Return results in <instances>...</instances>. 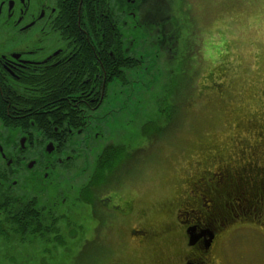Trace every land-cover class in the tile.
I'll return each mask as SVG.
<instances>
[{
  "label": "flooded vegetation",
  "instance_id": "flooded-vegetation-1",
  "mask_svg": "<svg viewBox=\"0 0 264 264\" xmlns=\"http://www.w3.org/2000/svg\"><path fill=\"white\" fill-rule=\"evenodd\" d=\"M171 7L169 0H0L1 201L32 203L54 219L74 202L93 240L88 264H150L147 257L264 264V144L241 146L239 161L196 158L198 173L171 176L174 201L160 209L138 195L139 160L162 156L170 166L176 158L164 153L175 138L165 113L169 87L161 103L144 91L168 72L160 65L175 68L190 53ZM116 157L120 166L104 171ZM231 189L252 196L229 202ZM245 207L250 213L238 217ZM246 224L261 231L236 228Z\"/></svg>",
  "mask_w": 264,
  "mask_h": 264
},
{
  "label": "rangeland",
  "instance_id": "rangeland-1",
  "mask_svg": "<svg viewBox=\"0 0 264 264\" xmlns=\"http://www.w3.org/2000/svg\"><path fill=\"white\" fill-rule=\"evenodd\" d=\"M173 1L171 8L177 11L178 22L186 33L189 29L191 37H195L194 40L187 37L183 41L185 48L193 43L191 62L192 67L195 66V76L191 78L185 98L195 93L187 101H192L193 106L185 107V103L181 106L182 109L185 107V113L175 124V138L165 145L166 157H176L172 164L164 166L162 156H158L155 163H147L148 157L140 162L138 195L149 200L145 203L155 204L158 208L163 203L174 201L176 185L170 182L171 176L187 179L198 173L193 166L196 158L215 153L230 160L236 157V152L241 153V146L249 147L254 142L264 144V0ZM165 69L168 72L160 82H156L155 77L153 84H156L148 90L144 88L145 92L148 91V101L162 96L168 89L170 70L178 73L176 66L160 65L159 70ZM143 83L145 86L148 84L146 81ZM171 97L174 106L181 101L175 91ZM183 119L186 121L181 122ZM259 129L263 132L258 133ZM167 167L168 175L164 172ZM250 196L251 190L235 194V190L231 189L225 191L224 199L229 198V202H233L231 198L235 197V202H245ZM155 200L158 202H150ZM70 201L61 211L62 214L69 213L59 224L63 245L56 243L52 237L48 242L29 239L22 243L4 228L0 230V264H79L81 256L89 257L93 240H88V245L80 249V225L84 223L79 217L81 213ZM243 202L238 203L242 205ZM233 209L239 212L235 204ZM240 211L242 213L238 217L250 213L249 207ZM62 214L55 218L62 219ZM238 227H244L249 230L248 233L261 231L253 224ZM243 241L254 245L253 240ZM147 260L151 264L150 257Z\"/></svg>",
  "mask_w": 264,
  "mask_h": 264
},
{
  "label": "trees",
  "instance_id": "trees-1",
  "mask_svg": "<svg viewBox=\"0 0 264 264\" xmlns=\"http://www.w3.org/2000/svg\"><path fill=\"white\" fill-rule=\"evenodd\" d=\"M144 1L146 2L149 0H144ZM169 2H171L172 6L174 5L173 0H169ZM176 12L177 11L175 10L172 13L173 15L171 14V19H174V22L175 20L176 21L179 20V17L177 16ZM180 28L182 32V35H181L182 37L180 38L181 45H183V41H185L187 37L190 38V40H194L195 37L194 38L191 37L192 31L190 33L188 29L186 33L185 28L182 27L181 23H180ZM188 47L190 49L189 55L187 53L183 54L184 58H182V60L175 65L178 68L179 74L176 73V70L174 71V73L172 72V74L169 77V82H168L169 89L166 94L169 95L168 96L169 98L167 99L168 101L167 103H171L174 106V101L172 100V97H171L174 91H175V94L177 92V95H178L177 99H181V101L177 102V104L174 106L173 110L170 104L169 110L165 111V113L169 115L170 121L172 120L171 123L173 124L172 127L170 126L171 128L168 130L169 133L171 130V137H175V132H176L175 124L178 119L179 120L181 119L179 117L185 113V107H187L188 105L193 106L192 101L189 103L187 101L193 98L195 91L193 90L194 91L193 96L191 95L190 98L188 99L185 98V93L187 91V88L189 87V84L192 81L191 78L192 76L193 77L195 76L194 74L195 66L192 67V62H191V60L193 59L192 53H191L193 43L190 42L188 44ZM175 73L178 75H175ZM172 79H174L173 84H172L173 87L170 84V81H172ZM170 86L172 87L171 92H170ZM165 89H167V86L165 87ZM193 91L191 90V92ZM165 92L163 93L162 96H160V103L165 101L166 99ZM144 96H145V99H147L146 95ZM183 103H185L186 105ZM182 105H185L183 109L181 108ZM179 111H180V115H179ZM159 112H160V119L163 120V118L161 117L163 115L161 107H160ZM2 113H5V112L2 109H0V114ZM184 118H186V115L184 116ZM183 121H186V119H183L181 122ZM159 128L160 129H159L158 135H160V138L161 139L166 138L164 137V135L167 134L166 131L168 127L162 128L160 124ZM141 161L143 160H139L137 164L138 163L140 164ZM113 162H114L113 164L111 162L104 164L103 165L104 171L109 168L120 166L121 158L116 157L113 160ZM147 163H152V161H148ZM0 168L2 167L0 166ZM3 179L4 178L0 177L1 183ZM28 204L20 207L17 205V202H14L12 199H9V200H6V202H3V200L1 201V197H0V230L7 228V230L12 232L17 238H19V240L22 243L26 242L29 239L31 240L41 239L42 241L48 242L50 240V237H52L56 243H59V245H63V239L61 236L62 230L60 229L61 227L59 228L61 219H54L50 217V215L47 214L45 210H42L41 208L39 209L36 208L34 204L32 203H28ZM90 236L91 235L87 227L86 229H82V236H81L80 241L78 242L80 249L85 248L88 245L89 243L88 240L91 239ZM83 241H84V245L82 244ZM90 252L91 251H89V253ZM88 262H89V257L85 258L81 256L79 259V264H88Z\"/></svg>",
  "mask_w": 264,
  "mask_h": 264
},
{
  "label": "water",
  "instance_id": "water-1",
  "mask_svg": "<svg viewBox=\"0 0 264 264\" xmlns=\"http://www.w3.org/2000/svg\"><path fill=\"white\" fill-rule=\"evenodd\" d=\"M152 69L155 71L156 70V68L155 67H152ZM160 76H161V74H160ZM164 76H165V72H164ZM159 81H161V79L160 78H157L156 79V82H159ZM163 95V94H162ZM161 96V95H160Z\"/></svg>",
  "mask_w": 264,
  "mask_h": 264
},
{
  "label": "bare ground",
  "instance_id": "bare-ground-1",
  "mask_svg": "<svg viewBox=\"0 0 264 264\" xmlns=\"http://www.w3.org/2000/svg\"><path fill=\"white\" fill-rule=\"evenodd\" d=\"M19 145V144H18ZM72 168V167H71ZM83 185V184H82ZM68 194V193H67Z\"/></svg>",
  "mask_w": 264,
  "mask_h": 264
}]
</instances>
